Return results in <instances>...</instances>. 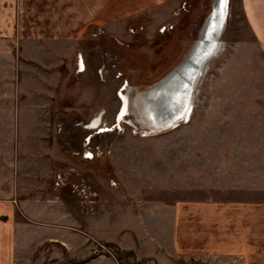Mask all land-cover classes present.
I'll list each match as a JSON object with an SVG mask.
<instances>
[{"label":"rangeland","instance_id":"rangeland-1","mask_svg":"<svg viewBox=\"0 0 264 264\" xmlns=\"http://www.w3.org/2000/svg\"><path fill=\"white\" fill-rule=\"evenodd\" d=\"M108 1L121 6L111 17L118 32L100 21L92 23L88 35L95 50L88 73L63 75L64 86L55 92L54 101L45 109L36 108L37 115H49L48 121L19 124L47 132L44 138L27 140L31 149L42 152H36L41 165L31 160L28 168L40 171L42 179L52 164L53 185L68 186L86 212L94 210L106 183L130 192L171 194L181 201L229 203L249 191L264 199V51L250 33L239 0H231L220 51L195 84L189 119L171 127L167 121L157 129L148 126L138 98L185 60L216 0ZM5 50L0 44V178L9 176L3 157L18 144L9 122L15 97L10 83L17 63ZM30 86L28 82L29 91ZM124 96L130 101L127 113L122 112ZM169 111L161 113L162 118ZM99 115L110 128L91 137V148L102 153L89 159L84 155L93 131L89 124ZM75 184L96 191L95 203L88 204L75 192ZM259 227L256 260L264 264V228ZM95 251L124 259L133 256L101 242ZM222 259L233 264L243 260L241 253L227 252L216 262L194 257L192 263L216 264Z\"/></svg>","mask_w":264,"mask_h":264},{"label":"crops","instance_id":"crops-1","mask_svg":"<svg viewBox=\"0 0 264 264\" xmlns=\"http://www.w3.org/2000/svg\"><path fill=\"white\" fill-rule=\"evenodd\" d=\"M239 8L264 51V0H239ZM120 9L108 0H0V44L17 63L9 122L18 143L3 157L9 176L0 178V264H193L194 257L216 262L227 252L241 253L236 264H259L256 232L264 225V199L252 191L229 203L181 201L106 183L94 210L86 212L68 186L53 185L52 164L42 179L28 168L42 152L27 140L47 132L19 124L48 121L36 108L54 101L65 73H88L95 50L88 28L100 21L118 32L111 17ZM98 242L133 256L96 253Z\"/></svg>","mask_w":264,"mask_h":264},{"label":"bare ground","instance_id":"bare-ground-1","mask_svg":"<svg viewBox=\"0 0 264 264\" xmlns=\"http://www.w3.org/2000/svg\"><path fill=\"white\" fill-rule=\"evenodd\" d=\"M230 3L231 0H228V5L227 0L215 1L185 60L138 98V102L143 104L142 110L147 120L149 119L148 126L151 128H161L163 127L161 124L167 121L170 122L168 126L171 127L181 120L189 119L195 84L201 77L205 65L220 51V43L228 23ZM129 103L128 97L124 96L123 113L128 112ZM170 108L174 109V113ZM167 111H169L168 117L166 115L164 116L166 118H162L161 113H167Z\"/></svg>","mask_w":264,"mask_h":264},{"label":"built area","instance_id":"built-area-1","mask_svg":"<svg viewBox=\"0 0 264 264\" xmlns=\"http://www.w3.org/2000/svg\"><path fill=\"white\" fill-rule=\"evenodd\" d=\"M105 124L102 122V118L100 119V122L97 124H93V121L89 124L90 129H92L93 131H91V135L87 136V141L85 146L87 147L86 151L84 152V155H86L87 158L92 159L93 156L98 155V151L100 152V149L98 150H94L92 149L90 143H91V137H93L96 134H103L107 131H104L105 129L110 128L109 126H104ZM102 153V152H100ZM99 153V154H100ZM89 154H91L92 156H89ZM61 182L64 181V176L61 174L59 175ZM61 182H58V184H61ZM75 188V192H78L79 194L83 195L85 198H87L88 200V204H93L95 203V199L97 197V192L94 191L93 189H91L88 186H84L81 184H75L74 185ZM82 196V197H83Z\"/></svg>","mask_w":264,"mask_h":264},{"label":"water","instance_id":"water-1","mask_svg":"<svg viewBox=\"0 0 264 264\" xmlns=\"http://www.w3.org/2000/svg\"><path fill=\"white\" fill-rule=\"evenodd\" d=\"M227 5H228V0H227ZM101 116H97L94 120H93V124H97L100 122Z\"/></svg>","mask_w":264,"mask_h":264}]
</instances>
